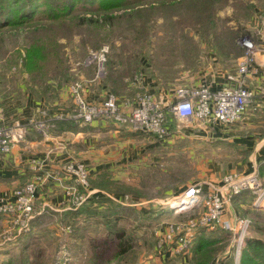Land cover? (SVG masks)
<instances>
[{"label": "rangeland", "instance_id": "rangeland-1", "mask_svg": "<svg viewBox=\"0 0 264 264\" xmlns=\"http://www.w3.org/2000/svg\"><path fill=\"white\" fill-rule=\"evenodd\" d=\"M40 1L41 6L30 22L0 27V111L6 100L14 118L24 117L26 123L35 116L42 120L38 109L35 110L38 107L27 102L29 110L23 115L15 110V104L26 102L29 94L33 96L32 89L46 90L48 83L40 75L50 77L54 84L57 83L54 78L59 76L62 84L57 100L66 93L67 105H71L68 85L81 77L94 76V65H86L85 61L103 43L110 45L103 85L123 103H136L144 93H152L155 98L165 91L173 95L178 87L204 78L207 70L235 72L243 54L239 38L249 33L258 40L257 15L264 13V0H115L109 9L100 7L109 0H77L71 11L65 13L61 12L60 3L54 4L52 18L47 4L50 0ZM259 46L256 62L260 53L264 55V44ZM31 51L41 57L47 52L51 57L32 73L26 67L27 54ZM107 71L109 78L114 79L113 89L107 85ZM252 75L248 78L251 86ZM262 85L261 88L254 84L252 88L262 90ZM46 107L53 108L48 104ZM200 124L196 120H179L171 142L160 146L144 145L149 136L139 137L142 143L139 145L146 149L142 147L138 152L143 154L138 159L126 156L122 164H117L132 181L143 183L142 191L150 194L160 191L163 203L133 205L128 197H123V203L101 204L97 198H90L82 207L95 210L83 216L75 214L76 207L69 201L58 206L37 205L27 235L7 241L0 238V264H147L150 260L154 261L149 264H178L174 254L163 262L156 261L164 255L157 248L161 235L172 224L185 223L203 211L202 208L183 213L174 210L172 203L178 185L194 183L207 171L223 173L224 168L233 166L234 160L235 169L245 173L256 171L264 185V164L248 170L244 147L232 144L220 134L193 133ZM132 140L135 143L129 148L119 149V157L124 150L137 146L136 140ZM111 149L116 151L115 146ZM122 179L129 184L126 178ZM46 192L47 187L43 193ZM106 207L115 212L106 213ZM227 210L229 214L252 220L242 243L240 264H252V260L264 264V251L249 247L252 239L264 241V197L259 198L258 192L246 189L234 197ZM2 214L0 211V218L6 217ZM114 228L123 229L132 239L131 249L121 258H116L118 238L112 233ZM206 230L210 231V239L221 240L211 248L216 249L211 264L217 258L222 264H235L238 238L221 229ZM197 236L198 232L194 245ZM96 251L102 255L100 262L91 258Z\"/></svg>", "mask_w": 264, "mask_h": 264}, {"label": "built area", "instance_id": "built-area-1", "mask_svg": "<svg viewBox=\"0 0 264 264\" xmlns=\"http://www.w3.org/2000/svg\"><path fill=\"white\" fill-rule=\"evenodd\" d=\"M257 16L259 17L256 26L260 29L257 36L260 38L257 40L249 33L239 38L238 43L243 49V54L236 71L225 74L227 83L218 88L206 83L180 86L175 90L169 105L159 103L152 93H144L136 103L121 102L117 95L103 85L110 45H102L85 61L86 65H94V76L91 79L81 77L68 85L71 106L66 113H54L43 107L38 114L46 117L44 121L37 120L35 116L24 125L0 123V157L10 156L14 144L25 138L32 125L39 129H48L56 120L69 119L79 124L108 122L153 135L159 140L166 139L170 133L169 112L179 119L196 120L204 125H235L249 108L260 106L259 98L262 97L264 101V95L261 96L259 91L248 83L249 76L256 70L259 45L264 44V15L260 13ZM94 84H100L103 90L102 96L97 99L88 96V89ZM32 166L39 174L33 175L29 181L17 187L11 199L0 203V211L8 217L10 223L5 231V241L17 239L30 232L31 221L37 213V194L43 182L54 181L64 185L67 201L76 208L84 205L92 196V172L85 162L68 159L52 172L46 171V163L42 159H34ZM246 189L258 192L259 198L264 197V185L256 171H230L223 176L220 183H209L207 190L201 183L188 186L180 195L174 197V210L183 213L202 208L203 211L185 223L172 224L161 235L157 246L159 252L170 256L174 254L176 257L187 256L193 251L198 231L221 229L238 238L235 264H240L242 243L248 236L252 220L246 216L229 214L227 205ZM217 259L214 264H222Z\"/></svg>", "mask_w": 264, "mask_h": 264}, {"label": "crops", "instance_id": "crops-1", "mask_svg": "<svg viewBox=\"0 0 264 264\" xmlns=\"http://www.w3.org/2000/svg\"><path fill=\"white\" fill-rule=\"evenodd\" d=\"M261 54L263 53L259 54L260 57L256 62V70L252 75L253 81L251 83L253 85L256 84L257 87H261V84L264 83V55ZM205 73L206 74L203 75L204 78L192 82L189 85L196 86L201 83H206L214 88H218L227 83L225 78L226 72L215 73L207 70ZM262 86L264 88V85ZM258 91L261 96L264 95V89ZM165 92L160 98H155V96L154 98L158 99L157 101L163 105H169L173 100L172 98L174 97V94L171 95L169 92ZM102 94L103 90L100 84H94L88 89V96L91 99H97L98 97H101ZM261 98H259L260 106L249 108L243 118L233 126L228 127L224 125H216L210 126L209 128L204 124H200L202 126L198 125V127L192 131L193 133L205 132L209 134V132H211L214 135L220 134L225 136L224 138L229 139L232 144L244 147L247 152V157L245 159L246 163H248L246 166L247 169L256 170L257 166L264 164V101H262L263 99ZM67 100V94L64 93L61 95L60 100L53 103V108H47L54 113H66L71 106L67 105ZM5 102L6 105L3 106V104H1L0 123H12L14 126L26 124V119L24 117L14 118V115L8 109V103L6 100ZM27 102L38 107L35 108V110L38 109V112L41 108L47 106L44 98L37 99L34 95L32 96L29 94L26 102L22 101L21 105L20 102L15 104L17 105L15 110L18 113L25 115L26 111L28 112L29 110V104H27ZM38 115L42 117L43 121L45 120V116L42 114ZM179 120L181 119H179L174 113L169 112L168 124L170 133L164 140H159L153 135L135 131L129 127L108 122L73 124L66 121L65 124H60L58 126L52 124L48 129H39L36 125H32L27 131L25 138L14 144L12 154L8 157H0V203L11 199L13 197V192L17 187L25 184L33 177V175L39 174L32 166V161L34 159L45 160V169L46 171L51 172L60 168V165L68 159H78L85 162L91 169L93 175L91 180L99 183L98 186L90 184V189L92 191L90 200L108 196L120 203H123V197H128L133 205L136 203H163V196H159L160 191L156 194L142 191L143 188L141 187L144 186L143 183L139 184L135 179L132 181L124 171L118 169L119 167L117 164H122L124 162L123 158H126V156L138 159L139 156L143 154V151L138 152V149L143 147L142 145H139L142 144L139 142L141 141L139 137L149 136L146 137L147 142H144V145L147 144L150 147H155V145L160 146L164 143L171 142V138L174 135L173 133L178 131L175 126ZM44 130L46 132H44ZM113 137L117 139L115 142L112 140ZM151 138L154 140H151ZM130 140H132V142L136 140L137 146H134L133 150H124V152L121 153V157H119V149H125V146H128L129 148L130 144L135 143H131ZM111 146H115L116 151H113ZM117 153L118 155H116ZM238 162L239 161L237 160L236 163ZM234 163L235 160L230 169L225 170L224 168L223 173H221V171L219 173H216L215 171H207L202 176L199 175L198 180L194 183H189H201L203 188L207 190L209 183H220L225 174L230 171H239L235 169L236 166ZM136 168L139 169L138 166ZM239 172L245 173L246 171L240 170ZM135 174L137 173L135 172ZM122 178H126L127 181H130L129 184L124 183L123 181L125 180ZM189 183L183 182L178 185L177 190L174 192L175 196L180 195L188 186L192 185H187ZM133 184L135 187H133ZM114 185L128 186L133 192L122 193L115 191V188L117 187ZM185 185L187 187H185ZM179 186H181V188ZM45 187H47V192L43 193ZM41 188L42 189L37 194L36 209H38L37 205L58 206L67 202L64 185L58 184L54 181H47V183L43 182ZM165 193L167 194L168 191ZM52 194L53 198H51ZM227 207H229V204ZM9 224L7 216L0 218L1 239L4 238L5 231L9 227ZM192 257L193 251L187 256H178L179 259H175V262H178V264H191ZM169 258L172 257L169 254H164L159 256V258H156V261L161 260L163 262V260ZM153 261L154 260H150L147 264Z\"/></svg>", "mask_w": 264, "mask_h": 264}, {"label": "trees", "instance_id": "trees-1", "mask_svg": "<svg viewBox=\"0 0 264 264\" xmlns=\"http://www.w3.org/2000/svg\"><path fill=\"white\" fill-rule=\"evenodd\" d=\"M77 0H50L49 3V15L54 18L53 15V5L54 4H61V12L65 13L68 10H70L74 5ZM89 1V0H88ZM91 4H94V1H90ZM115 2V0H109L107 2H103L104 4H101L100 7L102 9H109L111 5ZM41 6V1L40 0H0V27L3 26H16L19 24H23L26 22H30L31 19L34 18V16L37 14V11L39 7ZM71 11V10H70ZM69 14V12H68ZM264 15V13H262ZM62 17V16H61ZM60 18V17H59ZM104 44V43H103ZM102 44V45H103ZM102 45H99L98 47L101 48ZM98 48V49H99ZM28 58L26 60V67L29 68L30 72L32 73L36 67L39 66V64H44L47 63L51 60L50 55L46 52V55L41 57L39 56L36 52H28ZM110 58V53L108 54ZM59 57H55V59H58ZM42 59V61H40ZM107 65H108V60H107ZM41 69L44 71L43 67ZM108 72V77H107V85H110L112 87V83H114L113 78H109V71ZM94 73V70H93ZM42 81L45 83H48L46 85V90L45 89H32L30 92L37 98V99H42L44 98L46 103L49 105V107L53 106V103L59 98L58 97V92H59V86L61 83L60 77H55L54 81L57 83L54 84L50 82V77L47 76H41ZM106 87V86H105ZM108 89V86L106 87ZM109 91L111 89H108ZM115 94V93H114ZM116 95V94H115ZM169 118V115H168ZM67 122L75 124L76 122L68 119L64 120H56L54 121V125L58 126L60 124H65ZM78 124V123H76ZM90 184L97 185L98 182L90 180ZM112 190V189H111ZM114 191V190H113ZM115 191L122 192V193H130L133 192L132 189L128 187H123V186H118L115 188ZM99 203H103L105 201H110V202H116L113 199L109 198L108 196H103L99 197L97 199ZM118 207L125 208L123 204H118ZM84 206V205H82ZM82 206L76 208L77 211H75V214L77 216H83L85 213H93L95 209H86L83 208ZM80 209V210H79ZM111 209L110 207H106V213H113V211H109ZM104 210V211H105ZM210 231L206 229H202L198 231V236L196 239V243L194 245L193 249V260L191 264H211L213 262V259L215 258V253L216 249H211L212 246L216 243H221V240L218 238L212 237L210 239ZM112 233L114 236L118 238V251L116 253V258H121L126 252H128L131 249V245L129 243V240H132L127 233L123 229H116L114 228ZM249 247L253 249L254 251H264V241L261 239H252L249 241ZM101 254L100 252L98 253L97 251L95 254L93 253L92 259L95 261L99 260L98 262L101 261ZM118 264V263H117ZM252 264H258L253 262Z\"/></svg>", "mask_w": 264, "mask_h": 264}]
</instances>
